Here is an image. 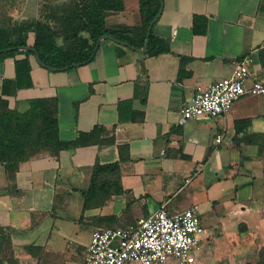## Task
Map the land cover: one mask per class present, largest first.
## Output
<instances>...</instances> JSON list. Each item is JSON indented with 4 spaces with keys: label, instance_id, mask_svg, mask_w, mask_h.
<instances>
[{
    "label": "crops",
    "instance_id": "crops-1",
    "mask_svg": "<svg viewBox=\"0 0 264 264\" xmlns=\"http://www.w3.org/2000/svg\"><path fill=\"white\" fill-rule=\"evenodd\" d=\"M121 1L106 22L136 27L138 0ZM36 14V0H25L19 21ZM151 32L167 53L147 57L101 40L91 62L66 72L30 61L32 87L4 98L18 112L28 100L55 99L61 141L106 131L100 145L56 156L28 150L13 173L0 167V228L17 264H83L94 230L127 228L161 205L167 215L198 208L193 264H264V96H243L219 118L176 124L180 105L229 77L245 55L247 83L264 82V0H161ZM13 76L12 60L1 62L0 84ZM135 85L145 87L143 104L132 99ZM128 100L139 122H118L116 103ZM96 164H117L116 175L99 179L116 177L121 193L83 207Z\"/></svg>",
    "mask_w": 264,
    "mask_h": 264
},
{
    "label": "trees",
    "instance_id": "trees-1",
    "mask_svg": "<svg viewBox=\"0 0 264 264\" xmlns=\"http://www.w3.org/2000/svg\"><path fill=\"white\" fill-rule=\"evenodd\" d=\"M159 7L160 0H138L139 21L136 27H120L106 22V15L122 11L121 0H65L56 9L55 29L43 18L20 21L14 25L3 18L0 20V63L12 60L14 75L13 79H4L0 84V167L6 173H13L18 164L26 160L28 150L46 149L50 155L56 156L59 151L100 145L106 133L96 126L87 133H78L72 141H61L58 138L56 101L53 98L28 100L23 112L8 107L4 98L32 87L30 61L34 60L33 52L43 66L40 68L55 73L91 62L95 43L103 36L111 37L114 44H125L130 50H140L145 30ZM151 29L144 55L153 57L167 53L168 48L152 36ZM28 35H32L31 45L26 44ZM135 98L144 103L145 87L134 86L132 99ZM131 102L116 103L118 122H139L142 119L141 114L131 110ZM103 142L110 145L112 139ZM106 173L116 175L117 164H96L92 167L89 187L81 193L83 207H88L95 198L121 193L116 177L109 182L99 179ZM0 239L10 246L8 230L0 228Z\"/></svg>",
    "mask_w": 264,
    "mask_h": 264
},
{
    "label": "built area",
    "instance_id": "built-area-1",
    "mask_svg": "<svg viewBox=\"0 0 264 264\" xmlns=\"http://www.w3.org/2000/svg\"><path fill=\"white\" fill-rule=\"evenodd\" d=\"M245 55L233 64L229 77L203 89L197 88L188 103L178 110L176 124L199 117L215 119L226 114L232 103L243 96H264V82L247 83ZM216 135L214 144L221 142ZM202 232L198 208L167 215L161 205L151 215L124 229L94 230L83 253V264H193L198 250L197 236Z\"/></svg>",
    "mask_w": 264,
    "mask_h": 264
},
{
    "label": "rangeland",
    "instance_id": "rangeland-1",
    "mask_svg": "<svg viewBox=\"0 0 264 264\" xmlns=\"http://www.w3.org/2000/svg\"><path fill=\"white\" fill-rule=\"evenodd\" d=\"M25 0H0V20L3 18L8 21L9 24L14 25L19 23L20 10ZM65 0H36L37 2V18H43L45 22L55 29V13L56 9L60 8L61 4ZM34 20V19H32ZM31 35L27 39V43H30ZM195 255V254H194ZM0 263L1 264H17L14 258V251L10 246L5 244L3 239H0Z\"/></svg>",
    "mask_w": 264,
    "mask_h": 264
},
{
    "label": "water",
    "instance_id": "water-1",
    "mask_svg": "<svg viewBox=\"0 0 264 264\" xmlns=\"http://www.w3.org/2000/svg\"><path fill=\"white\" fill-rule=\"evenodd\" d=\"M160 10H161V0H160V7H159V10H158V13L156 14V16L151 20V22L148 24L146 30H145V34H144V42H143V46L140 50H136V49H133L131 48L132 51H135L137 53H144L145 49H146V45H147V40H148V35H149V32H150V29L152 27V25L155 23V21L157 20L158 16H159V13H160ZM101 40H109V41H112V38L109 37V36H103V37H100L99 39H97L96 43H95V46L93 48V55L95 54L97 48H98V45L100 43ZM121 46H124V47H127L125 44H121ZM27 49V48H26ZM34 54V61L35 63L40 66V67H43L39 62H38V59L36 57V54L35 52H33Z\"/></svg>",
    "mask_w": 264,
    "mask_h": 264
}]
</instances>
